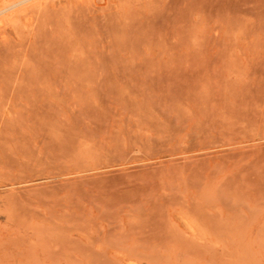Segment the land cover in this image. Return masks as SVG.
<instances>
[{
    "label": "rangeland",
    "instance_id": "obj_1",
    "mask_svg": "<svg viewBox=\"0 0 264 264\" xmlns=\"http://www.w3.org/2000/svg\"><path fill=\"white\" fill-rule=\"evenodd\" d=\"M0 24V264H264V0Z\"/></svg>",
    "mask_w": 264,
    "mask_h": 264
},
{
    "label": "bare ground",
    "instance_id": "obj_2",
    "mask_svg": "<svg viewBox=\"0 0 264 264\" xmlns=\"http://www.w3.org/2000/svg\"><path fill=\"white\" fill-rule=\"evenodd\" d=\"M14 6V5H13ZM1 25V24H0Z\"/></svg>",
    "mask_w": 264,
    "mask_h": 264
}]
</instances>
